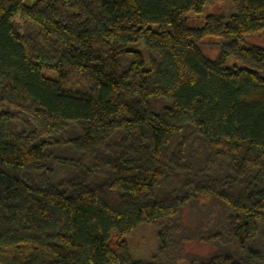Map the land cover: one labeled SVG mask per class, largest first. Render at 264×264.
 <instances>
[{
    "label": "trees",
    "instance_id": "16d2710c",
    "mask_svg": "<svg viewBox=\"0 0 264 264\" xmlns=\"http://www.w3.org/2000/svg\"><path fill=\"white\" fill-rule=\"evenodd\" d=\"M25 1L0 0V264H175L185 208L216 247L188 264H264V0L200 28L206 0Z\"/></svg>",
    "mask_w": 264,
    "mask_h": 264
},
{
    "label": "rangeland",
    "instance_id": "374dc122",
    "mask_svg": "<svg viewBox=\"0 0 264 264\" xmlns=\"http://www.w3.org/2000/svg\"><path fill=\"white\" fill-rule=\"evenodd\" d=\"M35 0H26L31 5ZM232 0H206L205 6L200 14L188 15V25L191 28H200L204 25L208 16L227 15L232 9ZM246 46H254L264 50V33L249 35L243 38ZM222 41L218 38H206L201 41L199 49L202 56L210 61L216 60ZM129 48L144 55V48L141 44L129 46ZM235 65L233 59H229L227 66ZM49 75V74H47ZM50 76V75H49ZM206 198H199V205L206 204ZM203 220L201 212L197 208H185L180 214V224L184 230L181 238V250L179 259L175 264H188L206 259L216 251V247L207 245L196 240V235ZM158 225H145L139 227L132 234L126 237L125 241L130 256L133 259L150 260L156 249V231Z\"/></svg>",
    "mask_w": 264,
    "mask_h": 264
}]
</instances>
